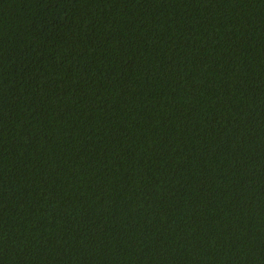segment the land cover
Listing matches in <instances>:
<instances>
[{"label": "trees", "instance_id": "obj_1", "mask_svg": "<svg viewBox=\"0 0 264 264\" xmlns=\"http://www.w3.org/2000/svg\"><path fill=\"white\" fill-rule=\"evenodd\" d=\"M0 264H264V0H0Z\"/></svg>", "mask_w": 264, "mask_h": 264}]
</instances>
